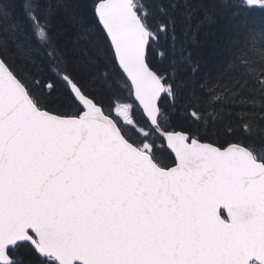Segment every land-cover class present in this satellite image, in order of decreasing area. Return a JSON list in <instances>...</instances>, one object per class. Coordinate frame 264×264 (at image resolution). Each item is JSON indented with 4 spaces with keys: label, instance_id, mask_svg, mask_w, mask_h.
Segmentation results:
<instances>
[{
    "label": "snow or ice",
    "instance_id": "1",
    "mask_svg": "<svg viewBox=\"0 0 264 264\" xmlns=\"http://www.w3.org/2000/svg\"><path fill=\"white\" fill-rule=\"evenodd\" d=\"M8 6L0 264H264V140L218 142L206 123L264 121V74L195 50L192 26L247 13L264 39V0H23L21 25ZM111 90L127 96L106 105Z\"/></svg>",
    "mask_w": 264,
    "mask_h": 264
},
{
    "label": "trees",
    "instance_id": "2",
    "mask_svg": "<svg viewBox=\"0 0 264 264\" xmlns=\"http://www.w3.org/2000/svg\"><path fill=\"white\" fill-rule=\"evenodd\" d=\"M23 0H9L8 13L9 21L16 22L18 25L22 24L20 15V3ZM209 2H220V0H205ZM82 3L90 6L91 0H82ZM235 11H239L238 9ZM258 16V14H256ZM248 17L247 13H244L240 18H234L232 12H227L222 9H201L198 11L196 17L192 21L193 30L196 33L193 38V47L198 51H206L210 47H216L221 52V58L224 62L231 61L236 66L234 69V75L241 79H251L253 76L264 74V57L260 55V52L264 50V39H261L257 35V27L254 24H250L248 27H244L243 21ZM239 24L241 30L239 32V43L233 46V50L230 53L223 52L220 49L222 43H227L229 39V30L231 24ZM244 27V28H243ZM34 40V36L32 37ZM255 48L256 54H251V49ZM158 63L166 61L156 55L154 57ZM251 70V73H250ZM127 96L126 90H111L106 91L104 94L105 104L115 101L117 98L123 99ZM136 117L140 119V112L136 111ZM175 123L183 124L182 114H177L173 117ZM141 123L143 121L141 120ZM208 137L218 142L229 141L233 139L247 140L249 143H256L264 140V121L259 119L249 121L251 128L246 132L242 127L243 121L238 120L235 116L223 115L218 119H215V123L211 120L207 121ZM203 127V126H202ZM231 129V133L229 132ZM167 156V153H165ZM23 255L24 259H28L27 255Z\"/></svg>",
    "mask_w": 264,
    "mask_h": 264
}]
</instances>
